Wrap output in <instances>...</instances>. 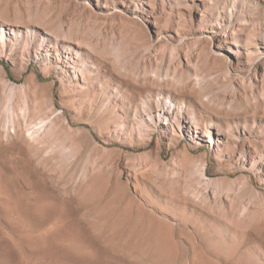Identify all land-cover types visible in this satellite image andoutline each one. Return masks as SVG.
<instances>
[{
  "label": "rangeland",
  "instance_id": "rangeland-1",
  "mask_svg": "<svg viewBox=\"0 0 264 264\" xmlns=\"http://www.w3.org/2000/svg\"><path fill=\"white\" fill-rule=\"evenodd\" d=\"M0 264H264V0H0Z\"/></svg>",
  "mask_w": 264,
  "mask_h": 264
},
{
  "label": "bare ground",
  "instance_id": "bare-ground-1",
  "mask_svg": "<svg viewBox=\"0 0 264 264\" xmlns=\"http://www.w3.org/2000/svg\"><path fill=\"white\" fill-rule=\"evenodd\" d=\"M1 42V41H0Z\"/></svg>",
  "mask_w": 264,
  "mask_h": 264
}]
</instances>
